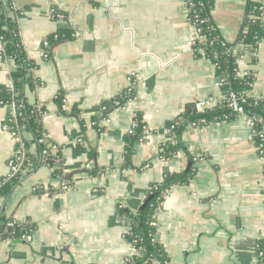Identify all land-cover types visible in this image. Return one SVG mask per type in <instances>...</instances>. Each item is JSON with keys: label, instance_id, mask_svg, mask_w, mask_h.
I'll return each mask as SVG.
<instances>
[{"label": "crops", "instance_id": "crops-1", "mask_svg": "<svg viewBox=\"0 0 264 264\" xmlns=\"http://www.w3.org/2000/svg\"><path fill=\"white\" fill-rule=\"evenodd\" d=\"M252 1L263 9V36L255 53L233 54L238 69L254 77L249 98L263 100L264 0ZM16 6L22 45L35 63L24 99L38 109L50 154L59 153L70 183L63 189L44 162L22 170L0 198V218L34 230L0 240V264H124L137 253L125 238L132 214L166 174L189 168L191 178L165 191L154 215L165 259L152 264H259L264 156L249 119L187 125L180 134L185 149L161 155L172 140L169 123L196 101L223 96L213 63L193 48L185 1L16 0ZM246 7V0H214L212 19L225 42L238 39ZM53 8L64 17H53ZM61 31L69 36L45 46ZM13 67L0 57V90L9 88ZM129 87L133 97L120 103ZM137 114L145 134L127 159L124 137ZM11 117L0 104V182L15 148L3 128ZM23 137L33 140L30 131ZM37 150L31 143L30 152Z\"/></svg>", "mask_w": 264, "mask_h": 264}, {"label": "trees", "instance_id": "trees-1", "mask_svg": "<svg viewBox=\"0 0 264 264\" xmlns=\"http://www.w3.org/2000/svg\"><path fill=\"white\" fill-rule=\"evenodd\" d=\"M12 1L16 3V0H0V42L2 46L0 56L3 60L11 59L14 62V67L9 74L11 88L0 90V104L6 105L15 102L18 107L17 124L23 128L22 131H30L33 135L32 142L25 140L26 162L23 169L29 163L33 164L34 167L40 162L50 164L54 166V175L69 185L70 175L63 173L59 153L50 154V145L46 144L47 141L44 144L37 143L38 139L44 135L38 123L39 112L38 109L27 104L24 99V87L32 81V70L35 68V63L26 55L19 35L16 16L9 13ZM213 4L214 0H186L187 16L202 36V40L197 43L195 48H203L204 55L217 67L215 74L219 78L223 94L227 95L229 92H233L241 95L252 88L254 77L252 74L244 77L237 74V55L233 54V49L237 44H242L247 47V50L256 51V41L263 36V12L259 10L260 5L258 3L246 0V19L239 32L238 39L234 43H227L220 37L213 22L211 15ZM17 13L18 9L15 10V15ZM68 36L66 32L61 31L50 36L48 42L52 44ZM130 94L127 93L126 98L120 103L131 97ZM57 100H62L61 94L57 96ZM241 106L245 115L254 120L253 139L255 145L264 149V99L253 100L247 98V102ZM235 117H237L236 113L229 108L226 101L221 102L215 108L204 109L201 112L197 111L193 105L168 124L172 140L162 146V157L169 159L177 151L185 149V146L180 142V134L187 125L194 123L195 126H203L212 122L229 121ZM135 121L137 126L133 129V132L125 134L124 137L127 147V159L132 154L134 142L144 135V126L138 114L135 116ZM260 133H262V137H260ZM31 143L37 145L36 155L30 152ZM18 176L0 182V198L9 195L18 183ZM191 176V168L179 174H166L163 182L158 186H153L147 193L139 210L132 214L133 222L130 225L129 233L125 235V238L132 242L137 249V254L129 257L125 264H152L154 260L165 259L163 246L157 239L156 227L151 223L154 221V215L165 191L175 184L187 182ZM33 230L34 227L30 224L16 223L8 220L4 215L0 218V240L7 238L18 240L25 235H30ZM257 256L258 263L264 264V239L258 242Z\"/></svg>", "mask_w": 264, "mask_h": 264}, {"label": "built area", "instance_id": "built-area-1", "mask_svg": "<svg viewBox=\"0 0 264 264\" xmlns=\"http://www.w3.org/2000/svg\"><path fill=\"white\" fill-rule=\"evenodd\" d=\"M184 1H185V5H186V0H184ZM15 10H17V6H16V3L12 1V5L10 6L9 13L10 14H15ZM259 10H261L263 12V9H262L261 5L259 6ZM187 11H188V9H187ZM51 15L53 17H57V18H63L64 17V14H62L60 11L56 10L55 8L51 9ZM190 22H191V24L193 25V27L195 29V38H194L193 44H192L193 48H194V50L197 49V51L204 53V49L203 48H201V47L195 48L197 43L202 40V36L200 35L199 30L197 29L195 24L192 21H190ZM259 43H260V40H257L256 41L257 47L259 46ZM44 44H45V46H47L48 45V40ZM236 48L246 49L247 47H245L242 44H237L236 47H234L233 52L235 51ZM243 56L244 55H241L240 57H243ZM216 69H217V67L214 65V70L216 71ZM237 74L240 77H244V76L248 75V72L246 70H242L241 71V70L238 69ZM130 87H129V92L128 93H130V89H131ZM9 88H11V85H9ZM248 92H246L244 94H241V95H237V94H235L233 92H229L227 95L223 94L222 98L220 100H217V101L213 100L212 98H202V99H200V100H198V101H196L194 103V108L197 111L201 112L204 109L215 108L221 102L226 101L228 106H229V108H231V110L233 112H235L237 116H246L241 105L243 103L247 102V98H249ZM131 95H132V93L130 94V96ZM131 97H133V96H131ZM131 97H129V98H131ZM6 106H9V108L12 110V117H11V119L8 122H6L4 124L3 128L5 130L9 131L10 135L12 136L13 140L15 141V148H14V151H13V153H12V155H11L9 161H8V171H7V174H6L5 178L3 179V181H8V180H11L12 178H15L16 176H18L22 172L23 165L26 162V149H25V140L26 139L23 137V131H22L23 128L20 125L17 124V120H16V118L18 116L17 104L15 102H11L9 104H6ZM247 118L249 119V121L252 124V133L254 135V128H253L254 120L249 118V117H247ZM189 125L195 126L194 123L193 124H189ZM136 126H137V122L134 120L132 122V124H131V127H130L128 133H132L133 129ZM144 134H145V130H144ZM167 134L169 135L170 138H172L170 128H167ZM143 136L139 140H141L143 138ZM260 137H262V133H260ZM45 141H47V139H46L45 135H43L42 137H40L38 139L37 143L41 144V143H45ZM256 148H257L258 153L261 156H264V149H261V146H256ZM195 159H197V158H195ZM61 187L63 189H67V188H69V185L64 183V182H62L61 183ZM263 196H264V188H263ZM160 203L158 205V208L160 206ZM151 224L156 227L155 220L152 221ZM23 237H25V236H23ZM131 244H132V242H131ZM135 250L137 252L136 248H135ZM126 261H125V263H126Z\"/></svg>", "mask_w": 264, "mask_h": 264}]
</instances>
